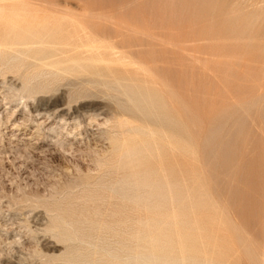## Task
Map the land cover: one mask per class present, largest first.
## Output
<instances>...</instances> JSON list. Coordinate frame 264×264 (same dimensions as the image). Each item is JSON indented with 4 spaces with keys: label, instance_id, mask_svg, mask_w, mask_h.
<instances>
[{
    "label": "rangeland",
    "instance_id": "1",
    "mask_svg": "<svg viewBox=\"0 0 264 264\" xmlns=\"http://www.w3.org/2000/svg\"><path fill=\"white\" fill-rule=\"evenodd\" d=\"M0 264H264V0H0Z\"/></svg>",
    "mask_w": 264,
    "mask_h": 264
},
{
    "label": "bare ground",
    "instance_id": "2",
    "mask_svg": "<svg viewBox=\"0 0 264 264\" xmlns=\"http://www.w3.org/2000/svg\"><path fill=\"white\" fill-rule=\"evenodd\" d=\"M255 8V7H254ZM4 13V12H3ZM3 15V14H2ZM6 15H8V14H6ZM5 16V15H4ZM261 121V120H260ZM123 204V203H122ZM140 259V258H139ZM135 261V260H134ZM137 261V260H136Z\"/></svg>",
    "mask_w": 264,
    "mask_h": 264
}]
</instances>
